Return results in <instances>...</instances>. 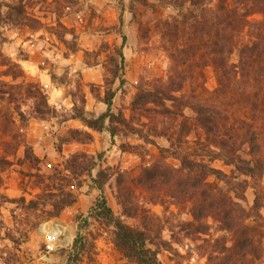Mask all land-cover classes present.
<instances>
[{
  "label": "rangeland",
  "instance_id": "1",
  "mask_svg": "<svg viewBox=\"0 0 264 264\" xmlns=\"http://www.w3.org/2000/svg\"><path fill=\"white\" fill-rule=\"evenodd\" d=\"M214 2L0 0V264H66L78 231L85 238L79 264L125 262L114 243V227L92 211L102 193L93 186L91 176L107 166L125 176L137 214L124 215L114 176L103 191L109 206L128 225L143 229L148 224L152 235L160 233L165 246L158 247V257L163 264L219 262L222 246L233 244L232 234L210 213L199 222L203 231L197 232L191 201L177 200L174 192L179 191L172 183L170 188L149 185L140 183L139 176L156 163L180 165L169 152L162 155L161 147H173L177 153H187L190 159L227 174L231 166L202 156L203 144L214 152L217 147L206 140L191 108L165 100L163 104L148 103L147 110H132L138 93L157 86L167 88L173 96L214 104L218 86L211 48ZM253 10L248 19L261 21L262 15ZM246 32L247 27L237 42L248 38ZM229 60L237 62L235 50ZM106 80L113 81L115 91L112 112L121 113L137 133L116 121H107L105 129L95 131L71 117L74 102L80 104L82 99L88 115L105 111ZM35 89L45 96V118L34 115L36 103L45 102L35 97ZM233 99H240L237 91ZM112 128L116 131L113 138ZM71 129L89 132L92 140L62 141ZM26 145L32 147L38 161L26 158ZM127 146L130 149H124ZM100 152L103 155L91 176L74 178L67 171L66 160L71 155ZM206 181L224 186L212 174ZM249 184L246 201L241 202L244 209L252 204L253 186L264 185V178L256 185L249 179ZM60 186L74 190L77 199L59 216L48 218L42 208L50 206L38 198L44 192H58ZM36 199L38 209L28 205ZM261 213L260 223L245 221L262 232L255 237L259 249L253 264H264V207ZM233 258L249 264L242 257Z\"/></svg>",
  "mask_w": 264,
  "mask_h": 264
},
{
  "label": "trees",
  "instance_id": "2",
  "mask_svg": "<svg viewBox=\"0 0 264 264\" xmlns=\"http://www.w3.org/2000/svg\"><path fill=\"white\" fill-rule=\"evenodd\" d=\"M192 1L197 5L202 2ZM253 9L262 15L261 21L248 19L254 12ZM213 19L214 39L211 48L218 85L214 88V104H208L204 100L194 102L183 95L173 96L167 88L157 86L152 90L138 93L132 110H147L148 103L163 104L165 100L179 102L182 106L191 108L196 114V122L204 131L206 140L217 147V151L214 152L208 145L203 144L205 153L202 156L209 160H222L231 166L230 173L215 169L204 161L192 160L187 153H177L173 147H161L162 155L169 152L179 160L180 165L172 167L166 163H156L151 167H145L139 176V182L149 185L160 183L167 188L172 187V183L179 191L174 192L177 200L191 201L190 214L194 222H198L195 226L197 232L203 231L199 222L210 213L223 230L232 234L233 244L229 248L222 246L217 264H242L239 257L253 264L258 257L259 249L255 237L261 236L262 232L257 225L245 221L250 219L252 222L260 223L263 219L261 209L264 207V185L256 184L264 178V0H216ZM245 27L247 32L244 34L248 38L239 43L237 38L242 37ZM234 50L237 53V62L232 63L229 59ZM119 56L122 64L124 59L121 49ZM112 74L116 75V72L113 71ZM113 77L119 78L120 83L125 82L120 76ZM112 83V80H106L104 112L97 116L88 115L82 99L80 104L74 102V114L71 117L79 119L84 126L95 131L105 129L107 121H116L137 133L135 128L128 126L121 113L112 112V101L115 96ZM235 91L240 95L239 100L233 99ZM33 93L36 98L45 101L43 105L36 103L34 115L45 118L48 113L45 110L47 106L45 96L38 89ZM43 106L45 108H42ZM110 135L112 138L116 135L115 129H110ZM142 137L144 140L148 139L146 136ZM70 140L88 143L92 136L87 131L71 129L68 136L62 138L64 142ZM25 155L30 160L38 161L30 145L25 146ZM102 155V152L95 156L86 153L73 154L66 160V169L74 178L83 174L91 176L92 169L97 165V160H101ZM211 174L223 182L224 186H212L208 183L206 177ZM113 176L117 188L116 198L124 215L134 217L137 214V208L134 207L131 194L126 188L125 176L121 172L111 171L108 166L99 168L96 175L91 176L93 186L102 193L96 199L92 211L96 217L114 227V243L126 258L121 264H163L158 257V247L165 246L160 233L155 231L152 235L148 224L143 229L128 225L109 206L103 191ZM249 179L256 186H253L252 204L244 209L241 202L246 201L244 192L250 185ZM57 191L44 192L38 198L49 204L50 208H42L48 218L59 216L64 208L71 206L77 199L74 190H66L60 186ZM38 199L29 201L28 205L38 209ZM21 200L24 202L23 198ZM37 224L38 222L34 223L32 228ZM187 225L191 226L193 223ZM84 241V236L78 231L66 264H79ZM233 256L239 260H235Z\"/></svg>",
  "mask_w": 264,
  "mask_h": 264
}]
</instances>
